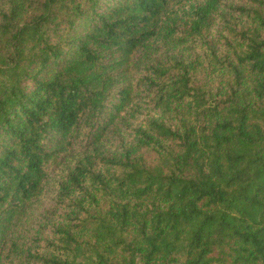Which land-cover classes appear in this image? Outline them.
I'll list each match as a JSON object with an SVG mask.
<instances>
[{
  "label": "trees",
  "instance_id": "16d2710c",
  "mask_svg": "<svg viewBox=\"0 0 264 264\" xmlns=\"http://www.w3.org/2000/svg\"><path fill=\"white\" fill-rule=\"evenodd\" d=\"M0 264H264V0H0Z\"/></svg>",
  "mask_w": 264,
  "mask_h": 264
},
{
  "label": "rangeland",
  "instance_id": "374dc122",
  "mask_svg": "<svg viewBox=\"0 0 264 264\" xmlns=\"http://www.w3.org/2000/svg\"><path fill=\"white\" fill-rule=\"evenodd\" d=\"M229 2H231L232 0H228Z\"/></svg>",
  "mask_w": 264,
  "mask_h": 264
}]
</instances>
